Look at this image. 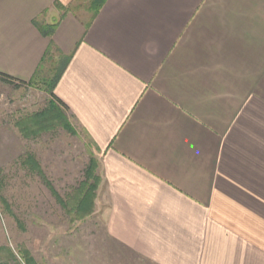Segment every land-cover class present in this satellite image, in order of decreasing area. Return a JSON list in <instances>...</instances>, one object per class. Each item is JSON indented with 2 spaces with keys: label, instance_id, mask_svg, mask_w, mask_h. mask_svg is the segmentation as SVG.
Masks as SVG:
<instances>
[{
  "label": "crops",
  "instance_id": "0c3cea01",
  "mask_svg": "<svg viewBox=\"0 0 264 264\" xmlns=\"http://www.w3.org/2000/svg\"><path fill=\"white\" fill-rule=\"evenodd\" d=\"M79 1L0 0V72L62 57L109 235L155 264H264V0Z\"/></svg>",
  "mask_w": 264,
  "mask_h": 264
},
{
  "label": "rangeland",
  "instance_id": "374dc122",
  "mask_svg": "<svg viewBox=\"0 0 264 264\" xmlns=\"http://www.w3.org/2000/svg\"><path fill=\"white\" fill-rule=\"evenodd\" d=\"M81 4L88 15V1ZM61 63L48 58L33 86L0 80V264H28L26 256L36 264H155L106 229L100 151L64 107L53 110L44 82ZM90 167L100 177L94 212L79 219L73 198Z\"/></svg>",
  "mask_w": 264,
  "mask_h": 264
},
{
  "label": "trees",
  "instance_id": "16d2710c",
  "mask_svg": "<svg viewBox=\"0 0 264 264\" xmlns=\"http://www.w3.org/2000/svg\"><path fill=\"white\" fill-rule=\"evenodd\" d=\"M88 1H90L89 9H91L94 12H97L105 2V0H88ZM40 29L42 30L44 34L50 35L54 30V26H48V25L40 26ZM39 73L40 71L38 70V72L36 73V75L34 76L32 80H30L29 82H25V81L17 80L16 78L10 75L0 72V80L13 85L14 87L36 85L38 78H39ZM58 76H59V73L57 74V76H55V78L57 79ZM44 82L49 84L48 92L53 98V102H52L53 110L61 112L60 107L62 108L65 107V104L53 92V87L55 85V79L48 80V82L47 81H44ZM44 114L45 112L37 113L36 115H34L32 119L34 120V122H38L44 116ZM91 179H94L95 182L90 183L89 181ZM99 181H100L99 175L94 174V168L90 167L86 171V179L80 184L78 188H76L74 198H73L74 205L71 211L76 212L75 214H77V217L79 219L85 218L94 212L96 189L98 187ZM59 199L63 201V199L61 198ZM66 206L67 205L65 204V207ZM26 257H27L28 264H36L35 261L31 257L30 258L28 256Z\"/></svg>",
  "mask_w": 264,
  "mask_h": 264
}]
</instances>
